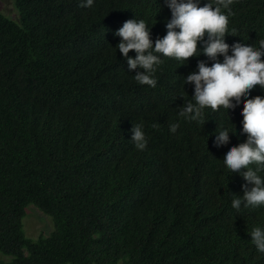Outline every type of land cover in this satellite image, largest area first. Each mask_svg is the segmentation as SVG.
Returning <instances> with one entry per match:
<instances>
[{"label": "trees", "instance_id": "16d2710c", "mask_svg": "<svg viewBox=\"0 0 264 264\" xmlns=\"http://www.w3.org/2000/svg\"><path fill=\"white\" fill-rule=\"evenodd\" d=\"M13 3L18 22L0 12V264H264L249 233L264 228V207L232 209L244 181L222 163L246 139L242 103L227 118L206 109L202 127L188 123L177 116L181 77L207 57L164 58L150 88L116 48L128 19L155 20L153 41L164 36V0ZM231 7L238 35L227 43L264 38V0ZM227 119L234 134L217 148L216 124ZM139 123L143 151L130 140ZM29 206L51 219L48 236L25 234Z\"/></svg>", "mask_w": 264, "mask_h": 264}, {"label": "clouds", "instance_id": "9594fccd", "mask_svg": "<svg viewBox=\"0 0 264 264\" xmlns=\"http://www.w3.org/2000/svg\"><path fill=\"white\" fill-rule=\"evenodd\" d=\"M236 0H164L171 17L165 21L166 34L153 41L151 25L145 19H128L113 35L119 37L116 48L127 63L128 72H134L139 85L150 88L157 86L156 73L170 58L184 65L190 57L203 54L208 61L197 60L196 70L182 76V106L178 107V118L202 127L206 109L212 112L240 107L241 133L246 139L239 144L229 145L223 153L222 163L230 174L242 177L243 195H233L231 207L237 212L243 208L264 207V96H251L255 86L264 90V38L247 43L244 39L227 43L225 36H237V29L229 26L233 15L232 5ZM94 0H79V6L90 8ZM199 45V47H198ZM130 50L135 55L129 56ZM222 57V59H221ZM191 85L189 98L184 91ZM243 97V101H242ZM227 118V117H226ZM217 125L212 143L220 148L228 144L229 134L234 126L228 122ZM179 122L169 125V132L175 134ZM153 128L157 125L153 124ZM131 142L138 151L148 143L142 123L133 124L130 129ZM251 243L258 253L264 254V228L253 227L249 232Z\"/></svg>", "mask_w": 264, "mask_h": 264}, {"label": "rangeland", "instance_id": "374dc122", "mask_svg": "<svg viewBox=\"0 0 264 264\" xmlns=\"http://www.w3.org/2000/svg\"><path fill=\"white\" fill-rule=\"evenodd\" d=\"M0 12L15 22L19 21V13L16 10L13 0H0ZM52 226V221L49 216L34 206L27 208L26 217L23 219V229L27 236L35 239L40 235L48 236L52 231Z\"/></svg>", "mask_w": 264, "mask_h": 264}]
</instances>
